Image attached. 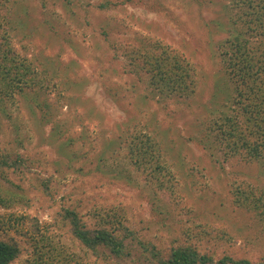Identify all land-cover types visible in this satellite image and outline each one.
<instances>
[{
    "label": "rangeland",
    "instance_id": "rangeland-1",
    "mask_svg": "<svg viewBox=\"0 0 264 264\" xmlns=\"http://www.w3.org/2000/svg\"><path fill=\"white\" fill-rule=\"evenodd\" d=\"M105 1L114 4L99 8ZM229 1L8 0L12 42L42 83L0 103V155L19 154L28 166L0 170V237L23 248L9 264L33 262L30 237L41 234L53 264L60 253L98 264L58 216L66 206L89 227L124 224L162 249L190 240L214 264L227 253L264 262V227L229 204L230 187L264 189V163L226 160L211 130L231 112L233 86L218 56L232 27ZM152 41L193 67L192 94L150 86L129 50ZM135 132L160 144L172 184L158 188L148 169L131 164Z\"/></svg>",
    "mask_w": 264,
    "mask_h": 264
},
{
    "label": "trees",
    "instance_id": "trees-1",
    "mask_svg": "<svg viewBox=\"0 0 264 264\" xmlns=\"http://www.w3.org/2000/svg\"><path fill=\"white\" fill-rule=\"evenodd\" d=\"M7 3L8 0H0V103L16 94H26L27 88L42 86L34 65L12 42ZM112 4L105 1L99 8H109ZM228 8L232 27L218 43V56L233 86L231 112L214 120L211 130L217 145L226 154V160L228 156L238 161L264 163V0H230ZM129 51L134 53L137 67L148 74L152 88L165 95L193 93L194 69L182 55L166 49L160 41L150 42L146 49L133 46ZM130 137L128 158L131 164L136 169H148L150 176L158 182V188H164V180L170 182L172 176L158 161L160 144L145 132H135ZM3 167L13 171L28 168L19 154L15 157L1 154L0 170ZM170 192L171 189L165 190L166 195ZM229 204L250 213L264 227V189L230 187ZM57 214L70 237L86 248L98 264H118V260L126 259L135 262L141 259L146 264H214L210 253L201 251L197 244L187 239L162 249L124 224L121 227H89L75 207H63ZM31 220L32 232L40 233L37 218L31 217ZM43 235L30 237L36 253L30 264H53L51 245L43 243ZM41 247L47 248L41 252ZM133 249L139 257L134 256ZM22 251L14 236L0 237V264H9ZM58 260L56 264H79L73 256H62L61 253ZM215 263L264 264L261 259L234 257L228 253Z\"/></svg>",
    "mask_w": 264,
    "mask_h": 264
}]
</instances>
